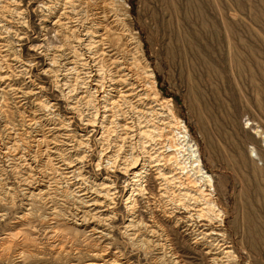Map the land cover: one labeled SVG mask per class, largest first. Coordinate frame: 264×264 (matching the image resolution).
Here are the masks:
<instances>
[{
  "label": "rangeland",
  "instance_id": "1",
  "mask_svg": "<svg viewBox=\"0 0 264 264\" xmlns=\"http://www.w3.org/2000/svg\"><path fill=\"white\" fill-rule=\"evenodd\" d=\"M12 1L0 0V8ZM16 1L23 11V23L18 35L9 29L4 41L20 61L32 65L33 75L31 79L18 75L14 82L25 87L34 80L44 86L41 100L55 103L54 110L63 117L69 132L77 141H85L80 151L85 158V186L106 182L116 194L103 237L78 227L77 186L72 178L50 181L51 199L44 206L34 201L27 211L23 180L29 170L7 155V148L19 141L26 157L37 154L45 161L44 148L35 142L45 131V120L39 125L30 121L34 104L26 100V107H19L12 95L0 91V264H264V0L105 1L109 12L118 18L120 30L130 36L131 52L119 57L120 62L135 58L141 67L147 66L146 75L151 78L142 75L147 86L155 83L154 92L165 114L171 110L181 127L171 148L164 141L155 146L159 151L153 146L146 149L152 158L159 157L154 166L159 164L164 173L177 174L182 181L188 178L213 197V209L206 210L210 226L206 233L213 235L207 240L196 236L197 223L178 225L175 218L160 219L152 228L143 226L139 237L131 235L138 234L126 228L130 219L126 198L131 193L144 224L151 225L159 215L154 209L166 206L173 210L174 206L169 199L139 197L137 191L132 192V177L106 168V160L97 166L108 147L100 134L111 124L101 126V119L98 126L86 129V122L70 113L74 99L58 93L44 73L49 56L63 46L62 36L52 28L63 7L59 1ZM51 6L60 7V11L52 14ZM90 11L82 10L78 17H87ZM80 72L71 70L68 82L75 84ZM87 112L84 120L91 116ZM122 121L126 120L120 124ZM183 128L188 132L186 139L181 138ZM128 149L131 146L124 148L125 155L130 154ZM203 173L212 179L211 187ZM149 179L147 192L156 194L158 182ZM221 240L231 256L214 263L208 247Z\"/></svg>",
  "mask_w": 264,
  "mask_h": 264
},
{
  "label": "bare ground",
  "instance_id": "2",
  "mask_svg": "<svg viewBox=\"0 0 264 264\" xmlns=\"http://www.w3.org/2000/svg\"><path fill=\"white\" fill-rule=\"evenodd\" d=\"M51 1H59L60 6L63 7V12H60L54 20L52 28L60 33L64 42L60 50L58 49L49 56V64L46 65L44 73L51 77L58 93L74 99L69 107L70 113L80 118L82 123L86 122L83 124L86 129L88 127L95 128L101 119V126L103 124L105 126L108 122L111 124V127H103L100 134L102 143L108 147L102 151L97 166L100 167L101 161L106 160V168L109 166L132 177L130 185L135 187L134 189L132 187V192L137 191L139 197L150 195L149 197L157 201L169 199L167 202H171L174 206L173 210L167 209L166 206H159L158 209L152 211L154 214L159 213L155 216L158 220L153 218L150 221L151 225L144 224L139 211L136 210V200L130 192L131 195L126 198L130 217L129 225L126 228L130 231L137 230L138 234L131 235L139 237L143 226L152 228V226L159 225L160 219L168 221L175 218L178 225L191 221L197 223L196 228L198 229L195 228L194 232L197 237H201V240L211 238L213 234L206 233L210 227L207 222L206 210L207 208L213 209V197L200 191L188 178L182 181L180 177H177V174L173 173L174 175L169 176L164 173L159 164L155 166L153 164L154 160L155 162L160 161L159 157L152 158L146 151L152 146L161 145L164 141L169 143L168 146L171 148L174 137H178L176 132L181 127L171 110L169 111L170 116L165 114L163 103L154 92L155 83L152 81L151 86H147L145 78L147 76L151 78L149 73L146 75L148 70L145 68L147 66L144 65L142 68L135 58L129 63L122 64L120 62L119 57L125 58L131 52V44L128 41L130 36L120 30L119 20L109 12L106 0ZM49 8L52 10V14L60 11L58 6ZM79 9L91 11L87 17L85 15L79 18L78 16L81 15L79 12L82 11H78ZM22 18L23 11L16 0L0 8V91L12 95L19 107H26L24 101H31L35 107L31 111L30 121L40 122L37 124L39 125L41 121L45 120V131L38 134L36 140L34 139L37 146L44 148L45 161L37 157L39 156L37 154L26 157L19 146V141H13L11 147L7 148V155L13 156L14 160L22 163L29 170L23 180L26 186V201L29 206L27 211H31L34 201L44 206L45 201L51 199L50 181L56 182L60 178H72L76 181L75 186H77V195L74 196H76V204L79 208L76 213L78 227L88 228L91 233L103 237V227L110 221L108 214L116 191L106 182L90 188L85 186V158L80 156L81 147L85 144L83 138L77 141L76 136L69 132L63 117L54 110L57 107L55 103L41 100V95L45 90L43 85L35 84L34 80H30L29 85L21 87L14 82V78L18 75V77L25 75L27 77L28 75V78L31 79L32 74V65L20 61L14 52H10L5 44L6 41H4V35L10 32L9 29L18 35V28L23 23ZM89 18L93 19L95 23L89 22ZM142 69L144 72H141ZM71 70L78 72L81 70L79 76L75 77L77 78L75 84H70L67 79ZM144 74L145 78L142 77ZM80 85L84 86L85 91H81L82 86L79 87ZM87 111H89V115L91 113V116L84 120L83 114ZM68 119L73 120L71 116ZM124 119L126 121H122L123 123L120 124ZM182 132L184 135L181 138H188L185 128ZM112 137H117V141L112 140ZM112 141L115 144H111ZM127 143L130 144L131 149H128L130 154L125 155L124 148H130L126 145ZM156 149L161 150V148ZM194 157L195 161L199 162L198 157L196 155ZM197 167L200 168L199 172L201 173L200 163H197ZM181 168H178L179 171ZM150 177L158 182L156 194L147 192L146 186ZM203 178L211 187L212 179L206 173H203ZM50 215L55 217V212L51 211ZM150 233V237H153L154 232ZM144 242L150 245L148 241ZM210 245L212 247H208L209 252L207 253L212 255L214 263H219L224 258L231 256L229 247H225L222 240L217 245L212 243ZM161 246L163 249V245Z\"/></svg>",
  "mask_w": 264,
  "mask_h": 264
}]
</instances>
